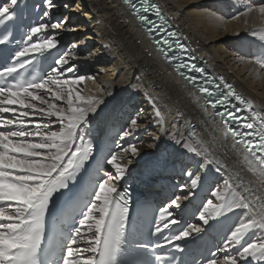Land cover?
Segmentation results:
<instances>
[{
  "label": "snow or ice",
  "instance_id": "6c2138e0",
  "mask_svg": "<svg viewBox=\"0 0 264 264\" xmlns=\"http://www.w3.org/2000/svg\"><path fill=\"white\" fill-rule=\"evenodd\" d=\"M123 3L139 24L145 26L144 31L156 52L220 117L225 133L231 135L244 153V160L264 172V115L253 111L251 104L237 95L223 77L216 83L202 68L182 59L187 49L176 38L177 34L167 31L163 20L156 24L147 15L151 9L160 16L157 5L150 4V0H139L140 7L134 0H123ZM17 4L18 0H10L11 6ZM44 6L47 10L43 17L47 18L56 5L53 0H44ZM257 7L264 14V5ZM252 11L249 7L242 14ZM14 15L10 6H0V24L13 20ZM67 23L64 18L27 28L23 38L16 41L20 47L0 64V221L6 222L0 223V264H142L131 255L133 251L148 253L151 264H182L181 257L155 250L172 246L184 253L185 248L176 242L199 236L213 221L239 210L243 211L238 222L230 228L222 244L210 251V258L195 256L191 264H264V237L252 240L235 253L231 251L249 233L257 230L264 233V212H258L239 195L229 180L223 181L222 189L212 191L216 202L209 199L202 204L197 222H182L177 218L173 209L185 210L182 201L195 194L201 180L192 171L185 172L190 178V188L187 184L179 186L181 192L188 189L187 194L176 195L159 208L154 229L149 233L157 239L151 244L136 239L130 224L127 191L119 186L128 165L133 163L132 158L139 154L135 144L121 145L139 127L135 118L130 120L129 128L118 134L115 146L119 152H109L100 161L101 165L111 166L114 172L97 167L89 181L91 188L81 191L71 204L78 211L58 221L54 240H50L47 225L50 204L57 194L72 192L71 185L77 183L81 170L94 158L88 129L91 118L105 103L103 95L81 94L79 86L85 81L95 82L96 76L81 74L78 65L70 62L75 59L72 48L76 45L66 46L62 53L59 51L61 41L57 30ZM10 42L8 34L0 35V46ZM53 51L57 55L51 66L38 67ZM254 62L264 70V57L254 58ZM221 86L226 91L222 92ZM148 99L155 109V103ZM235 109L251 115L238 117ZM160 115L156 110V116ZM176 143L202 158L201 169L212 163L199 147L180 140ZM123 153L130 154L127 165L118 162L124 158ZM176 225L181 227L173 231L172 226ZM165 230L169 231L165 233ZM56 248L59 256L53 260ZM221 252L225 253L222 257L218 256Z\"/></svg>",
  "mask_w": 264,
  "mask_h": 264
},
{
  "label": "bare ground",
  "instance_id": "6f19581e",
  "mask_svg": "<svg viewBox=\"0 0 264 264\" xmlns=\"http://www.w3.org/2000/svg\"><path fill=\"white\" fill-rule=\"evenodd\" d=\"M55 1L69 7L65 15L68 23L61 29L62 34L58 32V38L61 44L76 45L72 48L75 59L70 62L78 65L79 72L96 76L95 82L85 81L79 86L81 94L103 95L105 99L91 122L104 114L113 119L116 140L121 131L130 127L132 118L139 122L136 131L121 142L123 147L135 144L139 149L125 177L159 158L162 163L155 174L158 183L149 186L150 194L164 191L169 200L176 192L187 194L188 189L181 192L179 186L187 184L190 188V178L185 172L192 171L201 176L195 193L210 194L207 200L216 202L212 191L222 189L227 179L258 212H264V174L244 160V153L225 133L221 120L205 105L199 93L161 60L128 8L120 0ZM158 1L167 15L164 19L174 22L194 46L196 55L208 62L209 71L233 83L238 93L264 115V70L254 62V58L264 57V38L245 36L264 26V14L259 13L258 7L250 5V0ZM249 7L253 11L242 14ZM76 14L81 16L79 20H75ZM70 23L77 26L72 24L71 28ZM159 23L160 20L156 24ZM70 28L71 32L81 33L75 38L64 36ZM156 110L161 114L159 117ZM149 130H154L157 137L146 136ZM177 140L199 147L212 163L201 169L202 158L188 153ZM113 151L119 152L115 143L110 152ZM123 157L118 162L127 165L130 154L123 153ZM100 167L114 172L107 164ZM173 172L176 176L170 179L168 174ZM182 204L186 206L185 201ZM242 211L221 218H232L234 226ZM247 236L246 244L264 237V233L257 230Z\"/></svg>",
  "mask_w": 264,
  "mask_h": 264
},
{
  "label": "rangeland",
  "instance_id": "374dc122",
  "mask_svg": "<svg viewBox=\"0 0 264 264\" xmlns=\"http://www.w3.org/2000/svg\"><path fill=\"white\" fill-rule=\"evenodd\" d=\"M247 1H249V0H247ZM259 2H261V3H259ZM249 3H250V5H254V6L264 5L263 0H250ZM59 7L60 6L54 7V10L62 11L61 9H57ZM59 13H63V12H58V15H59ZM65 15H66V13L64 12L63 16L65 17ZM75 17H76L75 20H79L81 18V16H78L77 14H76ZM72 24L75 27L77 26V23H70L68 26H70L72 28V26H73ZM71 28L68 29V31L64 33V36H66V37H74V38L76 36H79V33H81V32L80 31L79 32H71V30H72ZM58 32L62 34L63 31H61V29H60ZM263 33H264V26L258 27L256 29L251 30L250 32H247V34H245V36L248 37V38H250V39H256V38L258 39V38H260V39L263 40V38H264V34ZM57 126H59V125H57ZM57 126H55V127L58 129ZM147 133L148 134H146V136H154V137H157V135H155V131L154 130H149V131H147ZM173 183H174V185H177L175 183V181H173ZM176 195H181V193L180 192H176Z\"/></svg>",
  "mask_w": 264,
  "mask_h": 264
},
{
  "label": "water",
  "instance_id": "95a60500",
  "mask_svg": "<svg viewBox=\"0 0 264 264\" xmlns=\"http://www.w3.org/2000/svg\"><path fill=\"white\" fill-rule=\"evenodd\" d=\"M136 5H139L138 3H136Z\"/></svg>",
  "mask_w": 264,
  "mask_h": 264
}]
</instances>
